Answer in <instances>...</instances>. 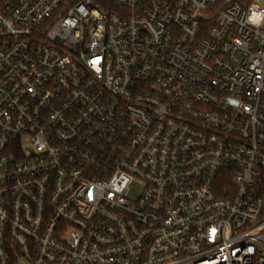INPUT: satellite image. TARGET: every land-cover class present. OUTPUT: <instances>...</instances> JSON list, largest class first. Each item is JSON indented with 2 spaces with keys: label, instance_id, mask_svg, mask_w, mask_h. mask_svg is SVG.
<instances>
[{
  "label": "built area",
  "instance_id": "obj_1",
  "mask_svg": "<svg viewBox=\"0 0 264 264\" xmlns=\"http://www.w3.org/2000/svg\"><path fill=\"white\" fill-rule=\"evenodd\" d=\"M0 264H264V6L0 0Z\"/></svg>",
  "mask_w": 264,
  "mask_h": 264
},
{
  "label": "rangeland",
  "instance_id": "obj_2",
  "mask_svg": "<svg viewBox=\"0 0 264 264\" xmlns=\"http://www.w3.org/2000/svg\"><path fill=\"white\" fill-rule=\"evenodd\" d=\"M253 2L264 6V0H253ZM131 196H136V193L133 192Z\"/></svg>",
  "mask_w": 264,
  "mask_h": 264
}]
</instances>
